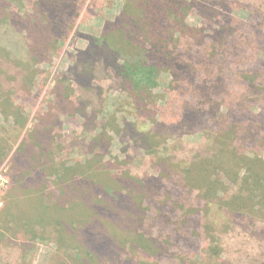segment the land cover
I'll use <instances>...</instances> for the list:
<instances>
[{"label": "trees", "instance_id": "obj_1", "mask_svg": "<svg viewBox=\"0 0 264 264\" xmlns=\"http://www.w3.org/2000/svg\"><path fill=\"white\" fill-rule=\"evenodd\" d=\"M22 1L0 0V51L14 73L16 87L29 91L35 70L27 67L28 62L50 60L58 54L87 0H35L31 10L23 13ZM132 2L133 14L121 13L114 21L107 22L99 38L86 36L89 44L77 56L76 90L66 82L58 85L71 92L77 107L73 111L83 119L84 131L92 128L97 131L87 154L71 165H57L56 158L49 154V143L41 142L37 135L42 130L51 134L44 124L52 123L53 118L58 121L60 113L55 103L69 99L70 95L60 94L58 88L52 110L40 116L39 124L44 129H34L35 142L20 147L13 158L16 164L24 158V187L31 181L41 187L48 177H54L55 186L61 191L60 200L48 211L44 209V215L41 211L40 218L50 222L51 219L46 218L51 215L49 211L53 216L58 214L54 220L64 233L69 228L68 217L84 223L82 233L69 238L77 251L79 264H121L122 261L132 264L136 259L165 264L176 256L184 264L181 256L186 255V247H195V244H185L188 239L184 237H200V234L206 235L209 244L206 254L194 264H204L207 258L213 260L211 264H264V159L251 157L236 148L238 130L224 123L228 119L224 109L232 107L227 105L233 98L223 100L225 95L220 96L224 90H264V64L256 66L259 63L247 53L245 43L232 24L235 3L231 0ZM255 5L258 13L261 5ZM194 13L202 19L203 26L188 24V18ZM261 55L264 58V49ZM10 58L17 60L16 64ZM22 62L24 70H16ZM239 70L242 78L237 80ZM204 73L214 82L209 78L200 79ZM163 74L171 77L172 90H193L191 98L183 102L178 124L186 128L187 134L203 130L202 143L188 154L174 150L164 158L159 157L156 176L138 178L123 171L113 173V160L106 158L111 140L109 128L97 123L105 106L100 82L113 75L138 117L157 123L160 114L153 108V98ZM96 81L99 84L95 85ZM258 94L255 99L259 104L254 103L253 108L264 105V94ZM238 100V105L247 109L246 102L242 98ZM3 101L6 105L12 103L11 97ZM138 122L124 120V128L118 125L113 131L133 128L132 140L147 153L152 149L155 153L161 142L155 141L157 137L154 140L152 132L142 129ZM214 129L221 132L219 142L209 135V139L206 138L205 130ZM186 155L188 159L183 160ZM29 174L38 177L32 180ZM175 178L190 187L185 202L178 190L167 187L168 183L175 185ZM193 195L197 203L205 200L204 206L194 201L188 205ZM66 204H69L68 209H64ZM213 207L224 216V222H220L222 235L218 232L217 218L209 220ZM178 209H183L182 213H177ZM167 212L170 213L165 214ZM181 216L183 223L178 225L173 220ZM196 216L204 219V226L199 233V228L193 226L189 236L187 224ZM188 217L192 219L186 220ZM259 220L263 221L260 228L255 223ZM103 221L111 228L109 235H92ZM244 221L252 223L254 229L247 226L243 238L234 232L232 243L229 242L231 230L236 231L235 226ZM149 222L156 223L158 235L146 230ZM239 238L246 240L249 248L247 252L232 253V246L239 245ZM173 242L176 245H167Z\"/></svg>", "mask_w": 264, "mask_h": 264}, {"label": "rangeland", "instance_id": "obj_2", "mask_svg": "<svg viewBox=\"0 0 264 264\" xmlns=\"http://www.w3.org/2000/svg\"><path fill=\"white\" fill-rule=\"evenodd\" d=\"M34 1L23 0L21 5L24 11L22 13L30 11ZM231 1L236 5L232 22L237 29L236 33L241 36V40L245 43L247 53L252 54L256 60L255 62L259 63L256 66H261L264 64V58L261 55V50L264 49V0ZM255 4L261 5L258 13L255 11ZM134 10L135 6L132 0H87L70 37L61 43L58 54L50 60L40 59L37 62H28L27 67L35 70L34 79L27 89L29 91L24 90L23 87H16L18 83L14 73H11L10 66L7 64L8 61H4L0 51V157H2L0 158V168L5 167L9 180L8 188L1 194L0 264H79L77 251L71 245L69 238L81 234L84 223L68 217L67 226L69 228L64 233L54 220V216L58 214L53 216L51 210L49 211L51 215L46 217L51 219V223L48 220L43 221L40 218L41 211L44 215L45 211H48L54 205L56 206L60 200L61 191L55 186L54 177H48L46 183L41 187H38L32 181L30 185L24 187V158L21 159L19 164H16L13 158L20 147L23 148L26 144L35 142L36 136L35 134L32 135L34 129H44L39 124L40 116L52 110L51 106H54L57 97L55 91L59 88L60 94L66 92L70 95L69 99H61L58 105L55 103L56 110L60 113L58 121L53 118L52 123L44 124L49 128L51 134H47L44 132L45 130H42L38 131L37 135H39L41 142L49 143V154L56 158L57 165L62 163L71 165L84 159L97 131L94 128L90 131H84L83 119L73 111L77 107L74 106L76 103L71 92L66 91V89L63 90L61 85H58L61 82H66L68 86L76 90L77 56L89 44L86 36L101 37L107 22L114 21L121 13L133 14ZM187 22L191 26H203L202 19L196 13L192 14ZM14 58L16 57L14 56ZM10 61L16 64L17 60L10 58ZM21 69L24 70V62L21 63V67L16 68V70ZM240 70L242 71V69ZM240 70L237 73L239 76L237 80L242 78L239 75ZM206 78H209L211 83L214 82V79L205 73L200 79ZM237 80L234 83H237ZM97 84L99 83L96 81L95 85ZM100 86L104 90L103 102L105 106L104 112L97 123L109 128L111 140L106 158L113 160V173L123 171L138 178L156 176L159 157L164 158L170 153L172 154L174 150L182 153L185 151V154H188L189 150L202 143L203 130L201 128L202 133L187 134L186 128L183 129L178 124L183 102L185 98H191L190 92L193 90H185L184 92L182 90H172L169 75L163 74L159 81V87L154 90L153 108H156L155 110L160 114L157 123L143 116L138 117L139 115L131 104V100L130 102L129 99L127 100L126 94L121 90L117 79L113 75L100 82ZM263 91L224 90L220 96L223 98L225 95L223 100L228 97L233 98V101L227 105H232V107L224 109V113L228 115V119L224 120V123L225 125L230 123L238 130L236 148L241 153L248 154L251 157L259 156L264 159V105L253 108L255 104H259L255 98L258 97V93L264 94ZM228 94L230 96H227ZM8 97H11L12 100L10 105H6L3 101ZM62 98H64L63 95ZM238 98H242L246 102L247 109L238 105ZM62 110L66 111V114H63ZM17 118H19L18 122H16ZM124 120H128V122L138 120V125L142 129L152 132L154 140L156 136L157 140L155 141L161 142L158 151L154 153L152 149L151 152L149 151L150 153H147L141 149L140 144L132 140V136L135 135L133 128L131 130L129 128L130 131L123 129L117 131V133L113 131L118 125L124 128ZM205 133L207 139H209V135L215 137L219 142L218 133L221 132L218 129L208 130L207 132L205 130ZM183 148L185 149L183 150ZM36 150L38 153L40 152L39 147ZM188 157L189 155H186L182 159L185 160ZM116 159H118L117 162ZM118 163L121 165L116 167ZM181 168H184L183 164ZM29 175L32 180L38 177L33 174ZM174 182H176L175 185L168 183L167 187L178 190L177 193L185 202L190 194L189 185L185 187V182L179 178H175ZM190 199L188 205L193 204L191 201L197 203L195 195ZM197 204L200 207L204 206L205 200H200V203ZM155 207L156 205H154ZM68 208L69 204H66L64 209ZM182 211L183 209H178L177 213H182ZM215 211H217V208L213 207L209 214V220L217 218L218 222L216 223L220 226V222H224V216ZM204 212L205 209L203 208L202 213ZM168 213L170 212L165 214ZM190 218L188 217L186 220H190ZM193 219L191 223L187 224L189 232L186 234L189 236L193 232V226L199 228V233L205 223L204 219H200L198 216ZM173 221H177L178 225H181L183 216L179 217V220L174 218ZM255 223L258 224L259 228L263 225L261 220ZM247 226L250 227V230L254 229L252 223L244 221L240 226H235L236 231L231 230V235L228 236L227 240L229 239V242L232 243L231 236L234 235V232L243 238ZM110 229L106 226V221H103L100 227L91 234H104L107 237ZM146 230L154 235L159 233L155 222H149ZM218 232L220 235L224 234L222 226L219 227ZM196 237V235L184 237L188 239L185 244L190 246L195 244V247H191V249L186 245V255L181 256L184 264H194L195 260H200L201 256L206 254L209 239L205 234ZM241 238L238 241L239 245L232 246V253L247 252L249 246L246 240L241 241ZM167 245L172 246L176 243H167ZM211 262L213 260L207 258L204 264H211ZM121 264H125L124 261ZM132 264H149V260L136 259ZM165 264H181L180 257H172L171 261Z\"/></svg>", "mask_w": 264, "mask_h": 264}, {"label": "built area", "instance_id": "obj_3", "mask_svg": "<svg viewBox=\"0 0 264 264\" xmlns=\"http://www.w3.org/2000/svg\"><path fill=\"white\" fill-rule=\"evenodd\" d=\"M6 173H7V170L5 169V167H1L0 168V207L2 205L1 194L9 186V180H8V177H7Z\"/></svg>", "mask_w": 264, "mask_h": 264}]
</instances>
